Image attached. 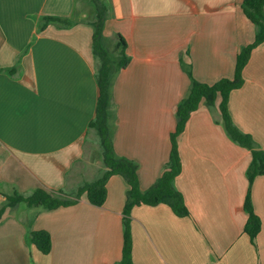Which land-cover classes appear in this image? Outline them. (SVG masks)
I'll return each mask as SVG.
<instances>
[{
    "label": "crops",
    "instance_id": "crops-1",
    "mask_svg": "<svg viewBox=\"0 0 264 264\" xmlns=\"http://www.w3.org/2000/svg\"><path fill=\"white\" fill-rule=\"evenodd\" d=\"M105 34L127 41L129 64L113 87L118 155L137 165L140 188L150 189L170 161L176 109L191 77L212 85L233 79L237 56L254 42L256 25L244 0H104ZM77 0H0V208L4 194L30 195L44 187L76 198L95 166L86 155L96 133L99 86L93 26L54 25L39 31L42 16L70 17ZM15 66L14 73L2 69ZM230 91L228 108L240 130L264 150V41L254 47ZM216 104L194 110L177 138L181 160L175 186L188 216L165 202L134 205L125 213L129 184L120 174L107 183L102 206L84 193L52 210L20 204L0 218V264H118L124 231L133 264H264V174L250 184L251 151L226 132ZM250 191L261 229L244 231ZM45 230L52 249L42 253L30 231Z\"/></svg>",
    "mask_w": 264,
    "mask_h": 264
},
{
    "label": "trees",
    "instance_id": "trees-1",
    "mask_svg": "<svg viewBox=\"0 0 264 264\" xmlns=\"http://www.w3.org/2000/svg\"><path fill=\"white\" fill-rule=\"evenodd\" d=\"M93 9V19L89 23L93 26V53L96 58V76L99 86L96 115L89 123V129L94 131L99 138L102 150V159L105 165L103 174L93 181H85L76 193V198H68L58 195L44 187L36 189L30 195L15 192L4 194L5 202L0 208V218L7 208H15L25 204L29 208L52 210L61 206H68L77 202L82 194L86 193L88 200L97 206H102L106 200V183L114 174L124 176L129 184L128 198L125 213L134 205H155L161 202L167 203L177 216L184 217L190 213L184 204L182 194L175 186V178L181 170V160L177 148V138L183 131L190 114L196 110L201 103L212 106L218 98V109L220 111L224 127L229 137L252 153V160L247 170L250 184L258 175L264 174V150L259 149L253 137L243 132L232 120L228 108V97L231 90L243 83L242 71L246 65L250 53L254 47L264 41V0H244L242 10L247 18L256 25V38L254 42L243 47L237 56L236 72L233 79L223 78L209 85L197 81L191 73L190 67L186 70L191 77V87L188 95L178 104L176 109L177 127L172 133V150L170 161L161 177L148 190H142L139 185L136 163L116 153L114 147V132L116 127L115 103L113 99L114 82L119 72L130 62L127 53V41L121 35H116L113 42L105 34L106 21L108 19V5L104 0H88ZM87 22L79 18L76 12L70 17L46 15L38 21L39 31L54 25L58 28H71L79 23ZM14 73L15 66L2 69ZM244 208L248 212V220L244 231L255 242V238L261 229V220L253 209L250 191L248 192ZM124 252L123 259L118 264H133L131 257V234L125 220ZM31 242L44 254L52 249V238L48 231H30Z\"/></svg>",
    "mask_w": 264,
    "mask_h": 264
},
{
    "label": "rangeland",
    "instance_id": "rangeland-1",
    "mask_svg": "<svg viewBox=\"0 0 264 264\" xmlns=\"http://www.w3.org/2000/svg\"><path fill=\"white\" fill-rule=\"evenodd\" d=\"M76 13L80 19L86 20L87 22L93 19V9L88 0H77ZM90 139L91 141L88 143L86 155L89 156L90 161L95 164V166L90 169V172L96 175L100 172L103 163L102 150L97 135Z\"/></svg>",
    "mask_w": 264,
    "mask_h": 264
}]
</instances>
